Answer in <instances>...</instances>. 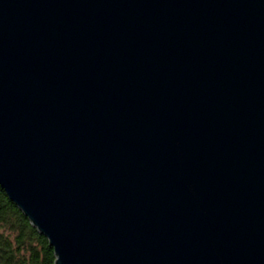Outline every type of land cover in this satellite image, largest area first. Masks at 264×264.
<instances>
[{
	"label": "water",
	"instance_id": "1",
	"mask_svg": "<svg viewBox=\"0 0 264 264\" xmlns=\"http://www.w3.org/2000/svg\"><path fill=\"white\" fill-rule=\"evenodd\" d=\"M0 185L53 264H264V0H0Z\"/></svg>",
	"mask_w": 264,
	"mask_h": 264
},
{
	"label": "trees",
	"instance_id": "2",
	"mask_svg": "<svg viewBox=\"0 0 264 264\" xmlns=\"http://www.w3.org/2000/svg\"><path fill=\"white\" fill-rule=\"evenodd\" d=\"M55 258L48 238L0 185V264H53Z\"/></svg>",
	"mask_w": 264,
	"mask_h": 264
}]
</instances>
